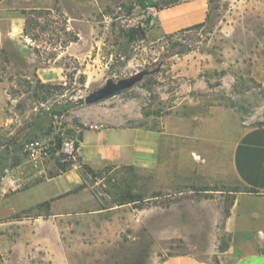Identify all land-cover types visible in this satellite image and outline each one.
<instances>
[{"label":"rangeland","instance_id":"obj_1","mask_svg":"<svg viewBox=\"0 0 264 264\" xmlns=\"http://www.w3.org/2000/svg\"><path fill=\"white\" fill-rule=\"evenodd\" d=\"M141 1L48 0L40 8L23 11L29 18L23 44L34 47L39 58L28 62L5 38L0 81H6L8 89L4 104L8 123L0 126V197L14 166L34 169L30 162L34 151L48 153L45 160L53 173L59 159L53 151L57 138L76 139L80 116L95 111H111L126 116L128 123L158 127L167 115L196 117L217 110L239 117L246 127L264 126V0H209L210 20L205 25L170 37L155 22L149 23L144 40L129 42L125 31L146 25L149 4L171 0H143L144 7ZM71 21L76 26L69 30ZM79 31L86 41L73 46L89 51L88 55L78 58L66 53L56 59L71 40L79 39ZM37 66L58 69L59 77L44 82ZM143 70L150 73L132 87L85 103V96L109 78L119 80ZM39 79L64 88L55 90L47 101L38 100L34 92ZM69 103L79 104L67 113H54ZM98 171H102L99 176L92 177L81 169L79 185L84 187L63 197H69L70 208L76 209L75 216L62 218L60 223L66 228L71 264H154L170 254L202 255L214 247L219 253L232 242L233 236L226 231L227 211L242 185L215 184L207 186L213 188L208 191L192 185L167 193L151 171L112 165ZM46 177L28 181L22 190ZM128 191L143 194L147 207L118 205ZM204 197L215 199L211 209L217 216L219 208L220 218H202L196 200ZM55 204L60 210L68 209L62 200ZM165 204L175 207L170 211ZM46 209H28V214H47ZM182 219L183 234H177L181 229L174 224L181 225ZM68 227L74 234L68 233ZM28 264H50V259L35 249Z\"/></svg>","mask_w":264,"mask_h":264},{"label":"crops","instance_id":"obj_2","mask_svg":"<svg viewBox=\"0 0 264 264\" xmlns=\"http://www.w3.org/2000/svg\"><path fill=\"white\" fill-rule=\"evenodd\" d=\"M47 1L0 0V51L8 37L28 62H37L36 49L23 44L26 36L23 11L40 8ZM208 11L209 0H180L159 10L154 22L160 32L170 34L204 22ZM74 26L76 24L71 21L68 29ZM76 35L79 39L71 41L56 59L66 53L78 58L88 55L89 51L73 46L86 41V35L81 31ZM37 67L36 72L44 82L59 77L58 69ZM0 89L4 95L0 103L1 126L8 123L4 116V104L8 99L6 81H0ZM80 122L82 125L75 130L78 160L68 171L60 173L56 165L54 172H49L45 159L38 172L33 168L25 170L21 164L9 171L6 192L0 197V264H28L35 249L43 250L50 264H71L70 249L64 239L66 228L60 223L62 218L76 215L75 207L70 208L72 201L63 197L70 195L81 182V163L95 170L112 165L154 172L161 180L159 186H164L167 193L192 185L240 184L244 188H254L255 193L244 191V188L235 192L226 219V231L233 239L225 250L218 253L214 247L206 249L202 255L171 254L155 260L154 264H264V126L246 127L239 117L217 110L196 117L167 115L158 127L128 123L126 116H117L111 111L82 115ZM44 174L47 175L45 181L32 182L22 190L28 181ZM12 177L18 179L22 187L12 186ZM10 189L13 193L7 194ZM60 196L63 199H59ZM47 200L51 202L47 214L12 218L24 210L39 209L38 204ZM61 200L68 204V209L56 207L55 203ZM196 202L199 211L204 213L203 219L220 218L219 208L217 216L211 209L215 199L204 197ZM174 207L175 204H171L167 208L172 211ZM4 214L5 219H2ZM168 220L166 218V222ZM169 224L172 229L174 223ZM180 224H174L176 229H181L177 234H183V219ZM67 231L74 234L71 227Z\"/></svg>","mask_w":264,"mask_h":264},{"label":"trees","instance_id":"obj_3","mask_svg":"<svg viewBox=\"0 0 264 264\" xmlns=\"http://www.w3.org/2000/svg\"><path fill=\"white\" fill-rule=\"evenodd\" d=\"M179 1L180 0H171L168 3H166V4H159L157 2H152L149 5L152 6V7H155L159 11V10L165 9L167 7H171V6L179 3ZM140 4L143 7L146 6V4H145V2L143 0L141 1ZM23 13L26 14V12H23ZM150 20H151V17H149V19L146 22L145 26H143L142 24H139L137 26H131L128 30H126L125 34L127 36L128 41L131 42V41H135V40H144L147 37V28H148L147 26L150 23ZM209 20H210V17H209V11H208L207 18H206V20L204 22L195 24L193 26H190V27L181 29L179 31H176V32H173V33H170V34H166V35L170 36V37L175 36V35H179V34H181L183 32H186V31L201 27V26L205 25ZM28 22H29V18L26 17V27H25L26 34L29 31L28 30ZM83 80H85V77H84ZM63 88H64V86H62V85L47 84V83L42 82L39 79L38 83H37V86H36V91L34 92V96L38 100L42 99L43 101H47L48 98L55 92V90H59V89H63ZM78 104L79 103H77V104L69 103V104H65L63 106L60 105V106H58L59 108L56 110V112L54 111V113L55 114L58 113L57 111H59L61 114L67 113L69 110H71L73 107H76ZM38 121L39 120H37V123H38ZM57 139H58L57 146L53 150L55 153H57L59 151V149L61 147V144H62V141H63L64 138H60L59 137ZM77 145L79 146L78 141H77ZM57 156L59 157V159L57 161V166L60 169L59 172L62 173V172L68 171V169L70 168V166L74 162L73 161H66L62 155H57ZM81 166H82V169L84 170V172L87 175L92 176V177H97L102 172V171L95 170L94 168H92L90 165H88L86 163H81ZM132 168L133 167H131V169ZM83 187H84V184H80L74 189L73 192L78 191L79 189H81ZM202 189L204 191H208V190H212L213 188L203 187ZM237 191H240V189H236V192ZM244 191L252 192V193L256 192V190L254 188H251V187H245ZM159 195L160 194H156V196H159ZM145 201H147V199L143 196V194H133L130 191H128V192H126V194H123V196L121 197V199L118 202V205L131 204V203L132 204H137L138 203V205L136 207L138 209H144V208L147 207V205L144 203ZM50 204H51L50 200H47V201H44V202L38 204L37 207L38 208H41V207L49 208ZM165 205H166V207L170 206V204H165ZM28 213H29V210H24L22 213H18L16 215L12 216V218L13 219H22L25 216H29ZM228 214H229V211H227V215ZM225 249L226 248H224V249L222 248L220 250L223 251Z\"/></svg>","mask_w":264,"mask_h":264},{"label":"built area","instance_id":"obj_4","mask_svg":"<svg viewBox=\"0 0 264 264\" xmlns=\"http://www.w3.org/2000/svg\"><path fill=\"white\" fill-rule=\"evenodd\" d=\"M157 12L158 10L155 7H149V17H151L150 23H154ZM78 151L79 146L77 145L76 139L64 138L61 147L58 151V154L62 155L66 161L76 162L78 160ZM47 154L48 153L46 151H34L32 153V158L30 159V162L37 172L41 169L40 163L44 161L45 156ZM11 179L12 186L20 187V182L18 183V179L16 180L13 177Z\"/></svg>","mask_w":264,"mask_h":264},{"label":"water","instance_id":"obj_5","mask_svg":"<svg viewBox=\"0 0 264 264\" xmlns=\"http://www.w3.org/2000/svg\"><path fill=\"white\" fill-rule=\"evenodd\" d=\"M150 71L143 70L130 77L121 78L119 80H114L109 78L107 82L95 89L94 91L87 94L84 98L86 104H93L100 100L106 99L117 92L132 87L136 82L142 79L144 75L149 74Z\"/></svg>","mask_w":264,"mask_h":264}]
</instances>
